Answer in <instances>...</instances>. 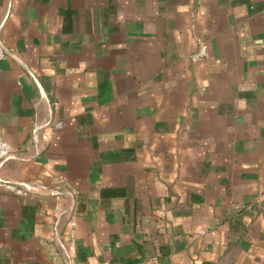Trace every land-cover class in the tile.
<instances>
[{
  "label": "crops",
  "instance_id": "1",
  "mask_svg": "<svg viewBox=\"0 0 264 264\" xmlns=\"http://www.w3.org/2000/svg\"><path fill=\"white\" fill-rule=\"evenodd\" d=\"M1 22L0 174L35 191L0 186V264H264V0H0Z\"/></svg>",
  "mask_w": 264,
  "mask_h": 264
},
{
  "label": "built area",
  "instance_id": "2",
  "mask_svg": "<svg viewBox=\"0 0 264 264\" xmlns=\"http://www.w3.org/2000/svg\"><path fill=\"white\" fill-rule=\"evenodd\" d=\"M3 27V23H0V33ZM208 48L205 39H199V48L192 55V59L197 61L198 59L205 57L207 55ZM10 53L9 49L3 44L1 34H0V57H6ZM59 124V121L54 117L52 109L46 113L44 116H38L31 126L30 136L27 141V145L31 148V156H39L49 145L52 133L55 126ZM14 146L11 142L6 140L2 135H0V170L6 164L11 156L22 158L21 153L16 154L14 151ZM0 186L13 191L16 194L25 195L30 191H35V188L23 181H15L6 179L0 174ZM204 231V230H202Z\"/></svg>",
  "mask_w": 264,
  "mask_h": 264
}]
</instances>
